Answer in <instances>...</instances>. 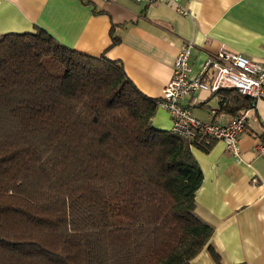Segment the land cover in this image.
Instances as JSON below:
<instances>
[{
	"label": "trees",
	"instance_id": "trees-1",
	"mask_svg": "<svg viewBox=\"0 0 264 264\" xmlns=\"http://www.w3.org/2000/svg\"><path fill=\"white\" fill-rule=\"evenodd\" d=\"M157 102L120 61L40 28L0 37V264H191L204 248L220 264L195 204L191 149L210 143L154 129Z\"/></svg>",
	"mask_w": 264,
	"mask_h": 264
},
{
	"label": "crops",
	"instance_id": "crops-1",
	"mask_svg": "<svg viewBox=\"0 0 264 264\" xmlns=\"http://www.w3.org/2000/svg\"><path fill=\"white\" fill-rule=\"evenodd\" d=\"M146 6L133 0H0V37L40 28L78 53L120 61L127 78L144 96L158 100L172 76L184 42L193 44L190 77L220 51L264 60V0H181ZM116 42L112 44V42ZM180 104L203 123L220 126L233 116L220 95L197 91ZM223 104V106H222ZM156 130L170 131L169 115L158 108ZM264 100H258L232 157L219 140L207 152L192 148L202 171L196 213L213 227L209 246L220 264H264ZM191 264H215L204 248Z\"/></svg>",
	"mask_w": 264,
	"mask_h": 264
},
{
	"label": "built area",
	"instance_id": "built-area-1",
	"mask_svg": "<svg viewBox=\"0 0 264 264\" xmlns=\"http://www.w3.org/2000/svg\"><path fill=\"white\" fill-rule=\"evenodd\" d=\"M133 1L144 3L146 6L158 3L170 4L180 15H188L187 10L179 4L181 0ZM192 47L191 42H184L181 45L174 60L172 76L158 99V108H162L169 115L172 134L188 140H194L199 136L205 141V145L213 140L222 141L226 152L238 158L239 138L247 131L252 108L239 111L226 125L220 126L200 122L180 102L197 91L215 94L221 89H232L238 94L249 97L253 103L264 100V60L256 62L240 54L220 51L203 64L196 76L190 77L189 58ZM255 150L264 155V144L259 143Z\"/></svg>",
	"mask_w": 264,
	"mask_h": 264
},
{
	"label": "water",
	"instance_id": "water-1",
	"mask_svg": "<svg viewBox=\"0 0 264 264\" xmlns=\"http://www.w3.org/2000/svg\"><path fill=\"white\" fill-rule=\"evenodd\" d=\"M252 105H253V107H255V102Z\"/></svg>",
	"mask_w": 264,
	"mask_h": 264
},
{
	"label": "rangeland",
	"instance_id": "rangeland-1",
	"mask_svg": "<svg viewBox=\"0 0 264 264\" xmlns=\"http://www.w3.org/2000/svg\"><path fill=\"white\" fill-rule=\"evenodd\" d=\"M163 90V89H162ZM170 121H171V119H170ZM172 126V125H171Z\"/></svg>",
	"mask_w": 264,
	"mask_h": 264
}]
</instances>
